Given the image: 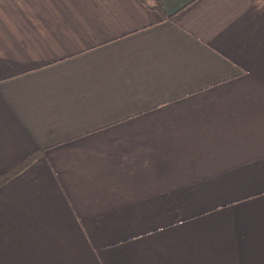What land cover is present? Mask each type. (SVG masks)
<instances>
[{"label": "crops", "instance_id": "1", "mask_svg": "<svg viewBox=\"0 0 264 264\" xmlns=\"http://www.w3.org/2000/svg\"><path fill=\"white\" fill-rule=\"evenodd\" d=\"M0 264H264V0H0Z\"/></svg>", "mask_w": 264, "mask_h": 264}, {"label": "trees", "instance_id": "2", "mask_svg": "<svg viewBox=\"0 0 264 264\" xmlns=\"http://www.w3.org/2000/svg\"><path fill=\"white\" fill-rule=\"evenodd\" d=\"M39 153H34L23 165L8 173L7 175H3L0 177V189L11 181L13 178L21 174L27 168H29L35 161L38 159Z\"/></svg>", "mask_w": 264, "mask_h": 264}]
</instances>
